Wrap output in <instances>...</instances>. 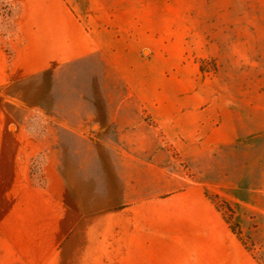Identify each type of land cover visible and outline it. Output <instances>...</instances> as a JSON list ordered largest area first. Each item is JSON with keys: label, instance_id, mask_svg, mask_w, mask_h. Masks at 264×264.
<instances>
[{"label": "crops", "instance_id": "obj_1", "mask_svg": "<svg viewBox=\"0 0 264 264\" xmlns=\"http://www.w3.org/2000/svg\"><path fill=\"white\" fill-rule=\"evenodd\" d=\"M194 1L7 0L10 15L0 12V264H264L245 244L264 246V145L257 147L255 129L264 127V104L247 109L223 94L207 114L178 119L170 102L176 90L161 85L177 67L178 32L183 53L196 25ZM96 58L152 113L198 180L177 179L146 163L144 152L124 150L107 162L103 182L94 167L84 170L89 177L72 176L58 138L10 109L17 84ZM40 156L56 158V169L36 178ZM214 184L241 235L211 199Z\"/></svg>", "mask_w": 264, "mask_h": 264}, {"label": "rangeland", "instance_id": "obj_2", "mask_svg": "<svg viewBox=\"0 0 264 264\" xmlns=\"http://www.w3.org/2000/svg\"><path fill=\"white\" fill-rule=\"evenodd\" d=\"M0 12L10 15L7 0L0 2ZM193 21L196 25L186 32L183 53L178 32L177 67L161 80L162 87L176 90L170 102L177 118L207 114L209 107L220 104L223 94L247 109L250 103L264 104V0H195ZM11 95L8 105L18 119L61 142L68 152L63 160L70 175L81 172L82 178L89 177L84 170L94 167L92 176L103 182L107 162L114 152L124 150L144 152L146 163H160L177 179L198 180V173L167 139L152 113L98 58L17 84ZM259 115L264 118L263 111ZM255 129L257 147L263 148L264 127ZM119 135L125 136L123 142H106ZM36 160V178L45 168L56 169V158ZM196 161L200 165L201 160ZM209 177L218 179L215 170ZM214 185L211 199L226 219L232 218L222 204L226 199L219 195L223 188ZM260 247L257 257L264 263V246Z\"/></svg>", "mask_w": 264, "mask_h": 264}, {"label": "built area", "instance_id": "obj_3", "mask_svg": "<svg viewBox=\"0 0 264 264\" xmlns=\"http://www.w3.org/2000/svg\"><path fill=\"white\" fill-rule=\"evenodd\" d=\"M37 160L35 159L32 163V174L34 175V171L37 167ZM225 214V212H224ZM245 244L247 246V248L254 254L257 255L259 253V251H261V247L260 246H253L248 240H245Z\"/></svg>", "mask_w": 264, "mask_h": 264}, {"label": "trees", "instance_id": "obj_4", "mask_svg": "<svg viewBox=\"0 0 264 264\" xmlns=\"http://www.w3.org/2000/svg\"><path fill=\"white\" fill-rule=\"evenodd\" d=\"M215 199H216V200H219L220 197H219L218 195H216V196H215ZM221 201H222V200H221ZM222 204H224V205L227 206V209L232 213V215L234 214V212L232 211V208H231V206H230V204H229L228 202H226V201L223 200V201H222ZM232 218H233V217H232ZM232 218H230V217L227 218L228 222L230 223L232 229H233L236 233H238L239 235H241V232L238 230V226H237L236 224L233 223Z\"/></svg>", "mask_w": 264, "mask_h": 264}]
</instances>
